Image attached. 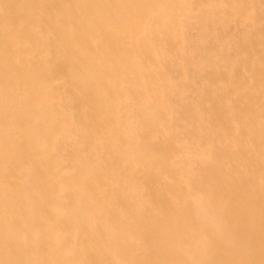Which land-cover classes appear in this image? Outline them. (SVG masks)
I'll return each mask as SVG.
<instances>
[{"label":"bare ground","instance_id":"obj_1","mask_svg":"<svg viewBox=\"0 0 264 264\" xmlns=\"http://www.w3.org/2000/svg\"><path fill=\"white\" fill-rule=\"evenodd\" d=\"M199 110L264 113V0H0V264H63L58 234L86 250L122 122L138 170L159 173L190 166L170 147L195 140L170 122L200 117L164 112ZM143 127L159 128L149 150Z\"/></svg>","mask_w":264,"mask_h":264},{"label":"rangeland","instance_id":"obj_2","mask_svg":"<svg viewBox=\"0 0 264 264\" xmlns=\"http://www.w3.org/2000/svg\"><path fill=\"white\" fill-rule=\"evenodd\" d=\"M164 113L200 115L167 127L181 142L195 140L189 153L181 144L170 147L179 160L191 158L190 166L176 162L159 173L138 170L129 157L138 149L137 127L132 120L122 122L117 185L110 195L103 192L101 218L86 250L78 235L69 240L58 234L63 264H76L83 254V264H264V113ZM245 115L250 117H240ZM185 120L190 126L180 124ZM139 129L141 147L149 150L148 139L159 128ZM62 191L69 195L65 179ZM57 210L65 219V209ZM34 237L40 243L39 231Z\"/></svg>","mask_w":264,"mask_h":264}]
</instances>
